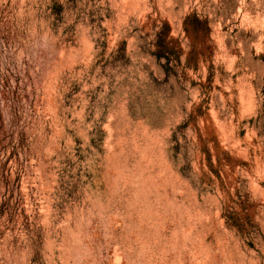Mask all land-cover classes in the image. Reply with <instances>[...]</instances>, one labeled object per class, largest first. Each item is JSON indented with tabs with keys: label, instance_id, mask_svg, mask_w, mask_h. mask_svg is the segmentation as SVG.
I'll list each match as a JSON object with an SVG mask.
<instances>
[{
	"label": "rangeland",
	"instance_id": "1",
	"mask_svg": "<svg viewBox=\"0 0 264 264\" xmlns=\"http://www.w3.org/2000/svg\"><path fill=\"white\" fill-rule=\"evenodd\" d=\"M0 264H264V0H0Z\"/></svg>",
	"mask_w": 264,
	"mask_h": 264
}]
</instances>
